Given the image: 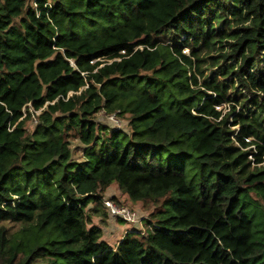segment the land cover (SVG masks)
Listing matches in <instances>:
<instances>
[{"label": "trees", "instance_id": "1", "mask_svg": "<svg viewBox=\"0 0 264 264\" xmlns=\"http://www.w3.org/2000/svg\"><path fill=\"white\" fill-rule=\"evenodd\" d=\"M112 183L160 201L115 245ZM258 201L264 0H0V264H264Z\"/></svg>", "mask_w": 264, "mask_h": 264}, {"label": "rangeland", "instance_id": "2", "mask_svg": "<svg viewBox=\"0 0 264 264\" xmlns=\"http://www.w3.org/2000/svg\"><path fill=\"white\" fill-rule=\"evenodd\" d=\"M187 54L189 53L187 49H184ZM211 55H217L218 52H211ZM205 55V54H204ZM211 72V68H207L205 70V74H209ZM199 82L203 80V78L200 76L198 78ZM233 89H226V92H230ZM231 103L228 102L227 104H221L219 106H216L217 109H220L223 113L228 112L231 109ZM240 105L238 104L236 108L238 109ZM24 115L26 113L25 108H23ZM30 111L31 108H30ZM33 112V111H32ZM35 115L38 114V112L34 113ZM98 119L100 120V123L106 124L110 126L111 128H121V129H127V116L124 117H117L113 116L116 121L111 120L108 115L104 114L103 112L98 113ZM36 120V119H35ZM35 120L32 118H29L25 122V127L27 128V131L31 132L36 123ZM70 150L72 152V159L75 161H81L82 160V151H83V145L75 138H70V144H69ZM103 200L105 199H111L114 204L118 207H125L129 209L130 211L135 213V221L127 222L120 217L111 215L107 208L102 205H95V203L89 202L87 205V211L90 214H88L86 227L91 228L93 226H99L102 230V238L106 240L110 245H115L119 239L126 233V232H133L140 234H143L146 229V223L147 219H153V214L156 210L160 208V201L154 202V201H144V202H133L131 201L126 194L122 193L116 183H112L108 188L105 189V191L102 193ZM114 199V200H113ZM260 205L262 206L264 210V203L261 201H258Z\"/></svg>", "mask_w": 264, "mask_h": 264}, {"label": "built area", "instance_id": "3", "mask_svg": "<svg viewBox=\"0 0 264 264\" xmlns=\"http://www.w3.org/2000/svg\"><path fill=\"white\" fill-rule=\"evenodd\" d=\"M113 116L114 115H108V117L111 120L116 121ZM103 205L107 208L108 212L111 215L120 217L121 219H123L127 222L135 221V213L134 212L130 211L129 209H127L125 207L116 206L111 199L103 200Z\"/></svg>", "mask_w": 264, "mask_h": 264}, {"label": "clouds", "instance_id": "4", "mask_svg": "<svg viewBox=\"0 0 264 264\" xmlns=\"http://www.w3.org/2000/svg\"><path fill=\"white\" fill-rule=\"evenodd\" d=\"M36 113V112H35Z\"/></svg>", "mask_w": 264, "mask_h": 264}]
</instances>
